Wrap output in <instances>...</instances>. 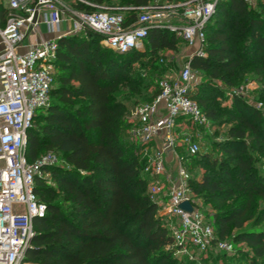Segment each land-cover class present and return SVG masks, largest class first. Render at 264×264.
Masks as SVG:
<instances>
[{"label":"trees","instance_id":"16d2710c","mask_svg":"<svg viewBox=\"0 0 264 264\" xmlns=\"http://www.w3.org/2000/svg\"><path fill=\"white\" fill-rule=\"evenodd\" d=\"M150 1L72 4L116 10L129 21L136 6ZM100 40L89 29L57 39L48 103L35 112L26 130L24 153L31 161L52 152L62 163L43 165L42 174L34 176L33 191L45 211L32 218L33 234L20 263L188 264L173 254L179 246L169 218L159 213L147 192L141 143L129 136L135 123L131 110L158 92L156 76L166 69L159 52L175 50L177 36L151 27L142 48L124 52ZM185 59L202 75L189 96L209 120L223 116L229 123L214 145L218 155L209 156L205 148L190 154L177 145L182 163L188 160L201 169L196 177L184 163L193 196L211 210L205 217L213 238L204 250L225 255L215 240L228 239L233 249L235 241H242L251 256L234 264H264V231L243 228L248 220L264 219V206L258 207V199H264V113L236 94L228 105H220L215 84L237 83L252 70L260 82L256 100L264 104V0L253 6L217 0L204 26L203 53Z\"/></svg>","mask_w":264,"mask_h":264},{"label":"built area","instance_id":"2783aa9c","mask_svg":"<svg viewBox=\"0 0 264 264\" xmlns=\"http://www.w3.org/2000/svg\"><path fill=\"white\" fill-rule=\"evenodd\" d=\"M75 1L0 0L4 8L0 11V264H21L33 234L32 218L45 211L33 191V181L42 174L43 165L56 162V155L45 152L28 161L24 149L36 109L48 103L57 39L89 29L100 34L103 45L124 52L142 48L149 28H167L191 48L190 55L202 54L204 26L217 0H151L136 6V15L129 21L119 11L87 10L73 5ZM242 1L247 6L257 2ZM31 34L34 39L28 40ZM197 81V72L187 59L174 74L160 76L158 92L132 108L135 123L129 136L141 143V173L147 180V192L158 203L159 212L169 218L174 244L179 249L189 244L204 250L213 238V228L187 185L188 172L177 153L178 144L190 154L198 149L197 142L182 130V122L209 124L189 96ZM254 105L260 108L261 102ZM183 200L190 203V211L179 207ZM214 246L233 250L225 238L215 240Z\"/></svg>","mask_w":264,"mask_h":264},{"label":"rangeland","instance_id":"374dc122","mask_svg":"<svg viewBox=\"0 0 264 264\" xmlns=\"http://www.w3.org/2000/svg\"><path fill=\"white\" fill-rule=\"evenodd\" d=\"M65 1L70 2L71 0ZM39 29L44 36H48V34H46L45 28L42 25L39 26ZM28 40H33V36L29 35ZM190 52L191 48L186 46L185 42L181 38L177 37L175 50H160L159 57L160 60L162 59L163 65L166 66V69L162 74L157 75L156 78L158 79L160 76L174 74V72H177L182 62L185 60V54H189ZM136 64L137 63H134V66L138 65ZM52 70L54 73L56 70L54 66L52 67ZM197 75L198 81L201 80V73L197 72ZM215 84L216 90L219 91L217 100L220 105H228L230 101V96L232 94L242 96L245 99L251 101L252 103L259 101L256 100V90L258 89L260 82L256 79L255 74L252 72V70L244 72L241 77V80L237 83L225 85L223 83L216 82ZM260 109L264 113V104H261ZM38 110H41V108L36 109V111ZM224 120L225 119L223 118V116H219L213 121L209 120L208 126H197L195 124L184 121L182 122L181 127L182 130L187 132V134L190 136L189 140H194L197 142L199 152H201L205 148L209 156H213L219 154V151L214 145L218 140H220L224 136L225 130L229 124L227 121ZM177 153L182 158L180 150L177 149ZM56 159V163H62V161L57 157ZM184 163L186 164V166H188V168H190V174L196 177L200 175L201 169L197 165L192 164L188 160H186ZM184 163L183 165H185ZM167 170L172 174L174 173L172 168H167ZM197 203L199 205L200 210L202 211L204 218L207 219L205 216L208 217V213H210L211 211L209 205L207 203L202 202L199 198H197ZM262 206H264V199H258V207ZM243 228L260 229L264 231V219L259 222L248 220L244 223ZM233 244L235 249L226 252L225 255L221 254V251H218L214 248H210L200 252L194 246L189 244H185L183 248L175 250L173 254L177 258L187 261L188 264H234L235 262L241 261L240 257L251 256L250 248L244 242L235 241Z\"/></svg>","mask_w":264,"mask_h":264},{"label":"water","instance_id":"95a60500","mask_svg":"<svg viewBox=\"0 0 264 264\" xmlns=\"http://www.w3.org/2000/svg\"><path fill=\"white\" fill-rule=\"evenodd\" d=\"M179 207L184 209V210H187V211H190V209H191L190 203L187 200L181 201L179 203Z\"/></svg>","mask_w":264,"mask_h":264},{"label":"crops","instance_id":"0c3cea01","mask_svg":"<svg viewBox=\"0 0 264 264\" xmlns=\"http://www.w3.org/2000/svg\"><path fill=\"white\" fill-rule=\"evenodd\" d=\"M42 26H43V25H42ZM43 27H44V26H43ZM42 34H43V33H42ZM46 34H48V36L50 35V34L47 33V32H46ZM31 35H32V34H31ZM32 36H33V39H34V35H32ZM48 36H45V37H48ZM185 55H186V57H188V55H190V53H189V54H185ZM186 57H185V58H186Z\"/></svg>","mask_w":264,"mask_h":264},{"label":"bare ground","instance_id":"6f19581e","mask_svg":"<svg viewBox=\"0 0 264 264\" xmlns=\"http://www.w3.org/2000/svg\"><path fill=\"white\" fill-rule=\"evenodd\" d=\"M23 264H25V263H23Z\"/></svg>","mask_w":264,"mask_h":264}]
</instances>
